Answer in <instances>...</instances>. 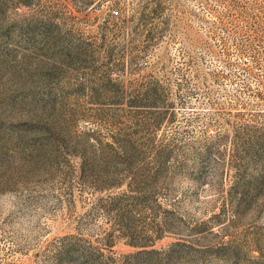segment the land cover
Listing matches in <instances>:
<instances>
[{
  "label": "rangeland",
  "instance_id": "374dc122",
  "mask_svg": "<svg viewBox=\"0 0 264 264\" xmlns=\"http://www.w3.org/2000/svg\"><path fill=\"white\" fill-rule=\"evenodd\" d=\"M0 264H264V0H0Z\"/></svg>",
  "mask_w": 264,
  "mask_h": 264
},
{
  "label": "trees",
  "instance_id": "16d2710c",
  "mask_svg": "<svg viewBox=\"0 0 264 264\" xmlns=\"http://www.w3.org/2000/svg\"><path fill=\"white\" fill-rule=\"evenodd\" d=\"M112 14H113L114 16H118V15L120 14V10H119L118 8H113V10H112Z\"/></svg>",
  "mask_w": 264,
  "mask_h": 264
}]
</instances>
